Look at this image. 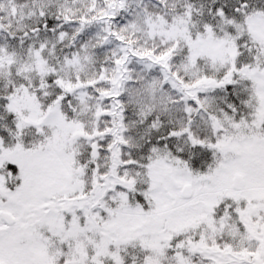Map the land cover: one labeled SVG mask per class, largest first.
<instances>
[{
    "label": "snow or ice",
    "instance_id": "snow-or-ice-1",
    "mask_svg": "<svg viewBox=\"0 0 264 264\" xmlns=\"http://www.w3.org/2000/svg\"><path fill=\"white\" fill-rule=\"evenodd\" d=\"M0 264H264V0H0Z\"/></svg>",
    "mask_w": 264,
    "mask_h": 264
}]
</instances>
